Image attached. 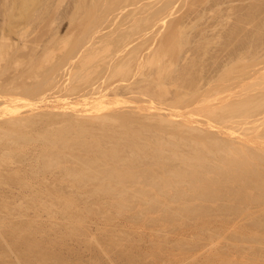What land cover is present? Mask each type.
Instances as JSON below:
<instances>
[{
	"label": "bare ground",
	"instance_id": "1",
	"mask_svg": "<svg viewBox=\"0 0 264 264\" xmlns=\"http://www.w3.org/2000/svg\"><path fill=\"white\" fill-rule=\"evenodd\" d=\"M62 2L0 0V163L34 143L35 165L73 189L93 182L90 194L132 215L240 217L264 232V0H69L58 35L51 7ZM32 250L49 262L29 242L17 264Z\"/></svg>",
	"mask_w": 264,
	"mask_h": 264
},
{
	"label": "rangeland",
	"instance_id": "2",
	"mask_svg": "<svg viewBox=\"0 0 264 264\" xmlns=\"http://www.w3.org/2000/svg\"><path fill=\"white\" fill-rule=\"evenodd\" d=\"M68 1L64 0L65 3L62 2L59 8H56L58 7L56 3L52 5L51 10L53 11H51V14L55 12L52 15L53 16L56 15L58 16V18L55 16L53 19L51 17V14L49 13L50 18H52L55 22L54 23L55 25L52 24V27H50V29H52L54 32H58L57 33L58 35H62L64 32V29L66 28L65 26L67 23V18H66L67 12H65V10L67 11L66 4L68 5L69 3ZM54 6L58 12L54 9ZM62 24H64L63 27H62ZM52 30L51 32H53ZM52 47L49 50L57 51L56 54H54L55 52L54 53L52 52V54L57 55L59 52L57 49L58 47L56 46V44H54ZM77 99H75V101H77L78 105H76L75 108L76 109L84 108L83 102L80 103L81 99L80 98H77ZM69 101L75 102L74 99H71ZM67 102L68 101L59 100L57 102H53L52 104H56L57 106H61V107H67L69 106ZM24 103L26 102H23V101L17 102V104L21 106ZM22 109L24 108H20V111ZM4 110L6 111L4 105L0 104V113H1L0 118H2V116L4 115L5 113ZM31 144L28 146H23L22 149L20 148L22 151L19 150L18 152H14L13 153L14 155L11 154L10 157L11 159L13 158V161L15 159L16 161V162L14 161L15 163H13V161H10V160L6 162L7 164H5V162L0 163V183H1L0 184L1 186L0 187V200H1L0 203L2 204L6 203V205L12 204L11 208L13 210H16L15 212L13 210L11 212L10 210L11 208L7 206L9 207V208H6L8 209L7 212H5L6 209L3 210L4 213L0 212V219H2V221L0 220V222L3 223V225L2 223L0 224L1 225L0 226V242H1L0 243V256H1L0 264L19 263L18 261H15L17 260L16 257L18 253L20 254L19 257L23 255L27 256V252H24V249L26 247V244L27 243L29 244V242L33 244L36 242V244H38L40 248L41 247L42 249L44 248L45 251L48 250L46 251V254L48 252L47 256L50 254L48 256V258L49 257L50 258L49 260H47L49 262H46L45 264H55L57 260L61 264H64V263L65 264H129L130 262H131L130 264H200L201 262H202L201 264H264V261H263L264 260V253H263L264 252L263 250L264 249V235H263L264 232L263 231L260 232L258 230L250 229L244 226L239 221L240 217H238L235 220H231V223H230V222H227V221H230L228 217H224V218L218 217L219 218L218 219L217 217L208 216V215L206 217H197V218H191V219H185L182 217L181 219H177V218L167 219L160 212L146 211V212L138 213L137 215L133 214L134 215L133 216L129 211L128 212L126 210L122 211L119 207H117L115 203H117L119 198L113 199L112 197H108L102 194H94V193L90 194L91 191L93 190L92 188L93 182H92V185H88L90 186L89 188L90 191L87 189L88 186L82 187L83 189L82 188L79 189L74 186L75 188L73 189L71 188L73 186L72 182L69 179L66 178L67 182H65V180L62 179L63 176H62V173L60 172V169L54 168L49 171V170L43 169L41 166L42 164H36V165H39V167L36 166L34 162L31 161L32 160L31 157L33 156V154L34 155L36 154L37 150L35 151L36 147L33 145L34 143H31ZM21 153L26 155L25 160L27 159V161L26 162L24 161L26 164H21L20 166L19 161L21 158L20 156ZM16 163H19V164H16ZM67 165L69 166V164ZM30 166L32 167L33 170L31 169ZM70 166H73V164H71ZM33 167L35 168V170ZM24 169L26 171H24ZM37 169H38V172H37ZM11 171L14 173H12ZM15 177H18V178H15ZM20 179H23V181ZM22 183L25 184V187ZM47 183L49 186L46 185ZM44 185L48 189H46ZM31 186L34 189L31 188ZM44 188L46 190H49L48 192H50L53 197L51 195L48 196L49 194L46 190H44ZM68 188L70 190H68ZM9 189L10 190L12 189V191L14 189L16 190L13 191L14 193H11ZM22 190L25 193V195L22 192ZM31 191H32V194H31ZM59 193L62 196L66 195L64 196L65 198H67L66 202L67 200L71 198L69 201L73 203L72 204L73 207H71L72 206L71 202L68 201L70 203L68 204L69 206L71 205L70 206L71 208L66 205L67 203L65 204V206H67L65 208V206L62 205L63 200H60L59 198L60 196ZM87 194H90L92 198L89 195L88 197ZM7 195H8V198L6 197ZM15 195L17 196V198ZM6 199L8 201H6ZM14 204L15 206L17 205L16 209L14 208L15 207ZM23 204H25L26 206H24ZM46 206L47 207L51 206L52 209H48L46 208ZM69 213L71 214L70 216H68ZM75 218L77 219V221H75L76 220ZM71 219H73L74 221ZM221 219H224V220H221ZM225 219H228V220L226 221ZM65 221L68 223H66ZM229 223L231 225L228 226L227 224ZM65 225H66V229H65ZM23 226H24V229H23ZM5 228L7 229L10 228V229L7 231V229ZM14 228H18V229H14ZM21 230L23 232H21ZM24 230H25V233H24ZM27 231L30 234L27 233ZM1 233L3 234L4 237L1 236L2 235ZM10 234H13V235H10ZM13 236L20 237L22 239L24 238V240H21L22 246L21 245L15 246L16 241L12 239ZM260 236H261V239L259 238V241L263 240L261 241V244H263L261 246H263V248H260L259 250L260 242H258V237ZM1 237H3V239H1ZM3 241L6 244L3 243ZM245 241H248L249 244ZM253 241H256V242L253 243ZM9 244L11 245V248ZM4 246L5 247L9 246V247L7 249V247L5 248ZM255 246L258 247V251H257V247ZM17 248L19 249V251H17L16 253V251L14 250H18ZM255 248H256V251L254 250ZM32 251L33 252L28 253L29 260L28 259L27 260L30 262V264H37L38 262L40 263V261L37 260L36 250H32ZM259 251L262 256H260ZM11 252L13 254H11ZM51 255L56 256L57 260L55 258L53 259ZM13 256H15L16 259H14Z\"/></svg>",
	"mask_w": 264,
	"mask_h": 264
}]
</instances>
